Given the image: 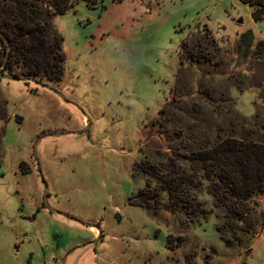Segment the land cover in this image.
Here are the masks:
<instances>
[{
    "label": "rangeland",
    "instance_id": "rangeland-1",
    "mask_svg": "<svg viewBox=\"0 0 264 264\" xmlns=\"http://www.w3.org/2000/svg\"><path fill=\"white\" fill-rule=\"evenodd\" d=\"M257 3L79 0L54 16L60 81L0 74V264H264V192L230 208L190 157L264 142Z\"/></svg>",
    "mask_w": 264,
    "mask_h": 264
},
{
    "label": "trees",
    "instance_id": "trees-1",
    "mask_svg": "<svg viewBox=\"0 0 264 264\" xmlns=\"http://www.w3.org/2000/svg\"><path fill=\"white\" fill-rule=\"evenodd\" d=\"M78 1L0 0V48L4 51L0 59L2 77L9 79L31 77L37 80V83L60 81L64 54L61 52L62 38L53 26V18L64 14ZM83 1L89 7L103 2ZM257 4V10L252 12L255 21H259L264 12V3L258 0ZM241 37L246 46H249L252 39L251 31L245 32ZM257 45L264 47V41H259ZM2 70L7 74H3ZM195 153L190 154V157L199 165L202 175L214 185L212 189L227 193L231 200L234 199L228 205L230 208L232 206L238 210L239 204L251 202L252 195L264 192V142L227 135L203 151ZM159 180L162 183L159 187L162 196L165 194L170 196L174 208L182 207L179 197L172 195L179 184L174 185L173 180H163L162 176ZM140 201L142 205H151L146 195ZM237 213L236 210L233 212Z\"/></svg>",
    "mask_w": 264,
    "mask_h": 264
},
{
    "label": "water",
    "instance_id": "water-1",
    "mask_svg": "<svg viewBox=\"0 0 264 264\" xmlns=\"http://www.w3.org/2000/svg\"><path fill=\"white\" fill-rule=\"evenodd\" d=\"M238 22L241 23V19H239Z\"/></svg>",
    "mask_w": 264,
    "mask_h": 264
},
{
    "label": "crops",
    "instance_id": "crops-1",
    "mask_svg": "<svg viewBox=\"0 0 264 264\" xmlns=\"http://www.w3.org/2000/svg\"><path fill=\"white\" fill-rule=\"evenodd\" d=\"M95 232V234H97V231H94Z\"/></svg>",
    "mask_w": 264,
    "mask_h": 264
}]
</instances>
